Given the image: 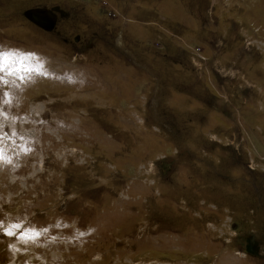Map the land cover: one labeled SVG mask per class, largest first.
Returning a JSON list of instances; mask_svg holds the SVG:
<instances>
[{
	"label": "rangeland",
	"instance_id": "obj_1",
	"mask_svg": "<svg viewBox=\"0 0 264 264\" xmlns=\"http://www.w3.org/2000/svg\"><path fill=\"white\" fill-rule=\"evenodd\" d=\"M0 53V264H264V0H0Z\"/></svg>",
	"mask_w": 264,
	"mask_h": 264
},
{
	"label": "flooded vegetation",
	"instance_id": "obj_2",
	"mask_svg": "<svg viewBox=\"0 0 264 264\" xmlns=\"http://www.w3.org/2000/svg\"><path fill=\"white\" fill-rule=\"evenodd\" d=\"M37 11H38L37 13L31 14L32 17L41 23L43 22L51 25H53L54 23L56 25L57 20L59 19L58 16L65 15V12L59 7H44ZM44 16H47V18H44ZM48 19H50V21H52L53 23H50Z\"/></svg>",
	"mask_w": 264,
	"mask_h": 264
},
{
	"label": "snow or ice",
	"instance_id": "obj_3",
	"mask_svg": "<svg viewBox=\"0 0 264 264\" xmlns=\"http://www.w3.org/2000/svg\"><path fill=\"white\" fill-rule=\"evenodd\" d=\"M9 59V56L8 54L6 53H0V72H5L7 71L9 75H12L13 72H16V73H20L21 71L25 72V73H30L31 71H34L35 69H31V68H28V69H21V68H16V69H8L7 67V61ZM18 78L20 80H23L25 77L24 75H18ZM0 82H5L6 81H3L2 78H0ZM7 95V94H5ZM0 159H3V152L2 150H0ZM2 226V225H0ZM19 227V225H12L11 228L7 229L6 230V234L8 235H13V232H12V228H17Z\"/></svg>",
	"mask_w": 264,
	"mask_h": 264
},
{
	"label": "water",
	"instance_id": "obj_4",
	"mask_svg": "<svg viewBox=\"0 0 264 264\" xmlns=\"http://www.w3.org/2000/svg\"><path fill=\"white\" fill-rule=\"evenodd\" d=\"M248 247H249V246H248ZM250 247H251V248H249L248 251H250V252H252V253H254V252L257 251V248H253L252 245H250Z\"/></svg>",
	"mask_w": 264,
	"mask_h": 264
}]
</instances>
